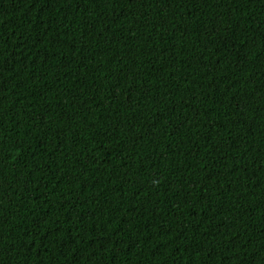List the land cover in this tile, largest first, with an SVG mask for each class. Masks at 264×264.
Returning <instances> with one entry per match:
<instances>
[{
	"label": "trees",
	"instance_id": "1",
	"mask_svg": "<svg viewBox=\"0 0 264 264\" xmlns=\"http://www.w3.org/2000/svg\"><path fill=\"white\" fill-rule=\"evenodd\" d=\"M0 264H264V0H0Z\"/></svg>",
	"mask_w": 264,
	"mask_h": 264
}]
</instances>
